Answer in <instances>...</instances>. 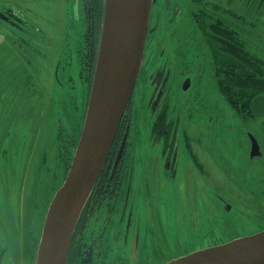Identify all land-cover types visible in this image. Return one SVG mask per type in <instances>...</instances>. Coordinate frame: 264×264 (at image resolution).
Returning a JSON list of instances; mask_svg holds the SVG:
<instances>
[{"label": "rangeland", "instance_id": "374dc122", "mask_svg": "<svg viewBox=\"0 0 264 264\" xmlns=\"http://www.w3.org/2000/svg\"><path fill=\"white\" fill-rule=\"evenodd\" d=\"M180 1L197 4L198 14L208 12L212 22L222 20L238 30L249 41L248 48L264 58L260 0ZM175 2L165 11L166 0H158L151 26L158 39L153 44L164 46L158 51L166 50L176 71L170 92L172 114L181 117L180 129L185 130L178 138V173L173 177L164 173L161 142L152 143L150 133L143 130L151 118L145 98L138 103L142 91L138 86L131 148L135 152L128 161L124 185L132 188V201L139 205L131 221L130 209L124 211V202H119L128 230L116 233L114 229L108 236L111 250L106 264H164L264 228V170L251 165L245 154L248 126L219 90L213 53L199 23L197 44L189 36V23H179L187 31L168 24L178 7ZM9 10L11 20L0 19V264H36L49 191L59 180L58 144L68 148V140L76 141L89 102L81 74L84 4L82 0H0V12ZM184 16L182 21L190 17L189 13ZM21 27L29 32L18 34ZM173 29L174 41L167 37V45H162L163 34L170 36ZM17 35H25L30 51L20 50L18 41L13 45ZM158 51L150 47L149 68ZM178 71L191 77L187 95L178 86L182 79ZM151 90L150 85L146 100ZM254 110L264 118V96L255 100ZM254 122L252 128L259 126ZM255 133L262 135L257 129ZM137 180L139 198L135 196Z\"/></svg>", "mask_w": 264, "mask_h": 264}, {"label": "water", "instance_id": "95a60500", "mask_svg": "<svg viewBox=\"0 0 264 264\" xmlns=\"http://www.w3.org/2000/svg\"><path fill=\"white\" fill-rule=\"evenodd\" d=\"M155 1L104 2L101 39L85 120L67 176L49 204L36 264H68L77 224L106 164L142 68ZM251 138L254 156L260 144L254 136ZM164 264H264V229L198 249Z\"/></svg>", "mask_w": 264, "mask_h": 264}, {"label": "flooded vegetation", "instance_id": "af4514ba", "mask_svg": "<svg viewBox=\"0 0 264 264\" xmlns=\"http://www.w3.org/2000/svg\"><path fill=\"white\" fill-rule=\"evenodd\" d=\"M157 2L158 0H156L153 3L151 17L154 12V5L157 4ZM172 2L173 0H166L167 5L165 11L168 10V5L171 4ZM175 4H178V7L173 13L172 17L168 19V24L171 22V24H173L174 27L177 26L178 28H180L181 26L182 30L187 31V27H183V25L180 24L187 25L189 23L188 24L190 26L188 27V32L190 33L189 36H191V40H193L194 38L197 44V39H196L197 24H198V19L196 16L197 4H186V2L185 4H182L180 0L178 1L176 0ZM11 13L13 14L11 10H9V12H5V11L0 12V19L4 20L3 18H6L8 20H11L8 18V16H10ZM186 13L187 14L189 13L190 17L188 19V16H186L185 20L182 21ZM151 17H150V28H149L147 44H146V52L133 95L125 111V114L122 118L121 124L117 131L106 164L97 182L95 191L91 199L88 200L84 214V220L87 226L92 227L93 229L95 228V230L99 232V236H98L99 242L97 243V245L99 247L105 248L106 250L109 249L111 250L110 246L108 245L109 242H111L108 236L111 234L112 230L116 229V233H122L128 230V228H126L127 226L124 223V219L126 215L123 214L122 217L121 213H123V211L120 212V208L118 207L120 206L119 202H124L123 204L124 211L130 209L131 221L132 220L134 221L133 217L135 214V207L139 205L138 203H136L135 205V203L132 201V188L124 185L125 171L127 169L128 161L130 160L131 156L134 155L135 152V151H131V148L134 143V136L132 130L134 129L133 122L136 116V104H137L136 94L138 91V86L142 90L140 93L141 95L140 99H138V103L140 104V100H143L145 98L144 103L147 102L145 111L146 114H148V119L149 117L151 118L148 127H145L143 130L145 131V133L147 132L150 133L149 139H152L151 141L152 143L153 140H156L157 142H161L160 158L162 159L164 173L170 174V177H173L178 173V168H179L180 151L178 147V138H179V132L182 131L185 134V130L180 129L181 117L173 118V114H172L175 107L174 106L172 107L174 99L170 97V92L173 86L172 83L175 79L176 71L174 70V64H173L174 61L172 62L171 60H169L171 59L170 58L171 56L166 54V50L158 51L159 48L160 49L164 48V46L159 47L158 45L153 44V40H158V39H156V37L154 36V28L151 26ZM11 24L13 25L14 28H16L17 25H15V23H11ZM16 31L18 34H20V31L23 34L29 32V30H27L25 27H21L20 30L18 29ZM159 31L160 29L156 30V32ZM163 36L164 38L161 39L160 41L162 42V45L164 44L167 45L164 40H166V38L168 37L171 41H174V39L176 38V31H174L173 29V32L170 34V36H168L167 34L166 35L163 34ZM20 37H22L23 40H20ZM20 37H18V35L13 37V41H14L13 45L16 46V42L17 41L20 42L23 48V49L21 48L20 50L26 52L27 50H29V46H31V43L29 42V40L25 38V35H21ZM178 41L179 39H176L175 43H178ZM85 46H86V37L84 36L83 48H85ZM151 46H153L154 50L158 51V54H156L157 58L155 61H152L151 59L150 64H152L151 65L152 68H149L148 55H150L149 49ZM17 47L20 48L19 46ZM156 47L158 49H156ZM0 48H2V45H0ZM172 51H176L177 53L178 49H174L173 47ZM85 53H87V50L85 51ZM176 57L177 59H181V56H179L178 53ZM91 59H92L91 57L90 59L88 58L87 61L82 64L83 69H85L83 71L84 72L83 76L85 81L87 82L86 86L88 87L89 90V97L92 87L91 86L92 83L91 84L89 83ZM2 60L3 57L1 56L0 63ZM26 62L29 63L28 60ZM178 73L182 74V79L179 80L178 86L180 87V90L182 89V92L186 94V92L189 90L191 85V77L187 75L186 71H178ZM142 80H144L145 82L141 83ZM150 85L152 90L150 91L148 100H146L147 97H145V91L149 90ZM186 85H188L187 89H185ZM184 103H186V100H184ZM239 117L240 120L243 122V124L245 126H248L244 129V133L247 134L249 141L245 153L248 158V161L251 165L257 164L258 166H262L264 170V118L259 117L257 114H246L244 116L239 115ZM253 121H255L254 123L258 122L256 124H258L259 126H256V128L254 126V128H252L250 124ZM256 129L258 130V132L260 131L262 132L261 136L258 134H257L258 136L256 135L255 133ZM252 136H254L260 144V149L256 150L254 156H252V150H253V146H252L253 142L251 138ZM148 157L150 158V156ZM145 158H147V156ZM148 162L149 161L147 160V163ZM143 180L146 181L145 178ZM152 180H157V179H152ZM158 180L160 182L162 181L160 179ZM135 185H136L135 196L139 198L138 195V187L140 185L139 180L135 182ZM118 215L120 216L117 218ZM86 224L83 225L85 226ZM110 250L108 252V256ZM106 259L107 258H105V261Z\"/></svg>", "mask_w": 264, "mask_h": 264}, {"label": "trees", "instance_id": "16d2710c", "mask_svg": "<svg viewBox=\"0 0 264 264\" xmlns=\"http://www.w3.org/2000/svg\"><path fill=\"white\" fill-rule=\"evenodd\" d=\"M82 2L84 4V36L87 47L82 48L81 55L82 64L88 58H92L89 75L91 84L94 79L101 39L105 0H82ZM260 3L259 5H264V0H260ZM196 16L197 19L199 17V28L206 36L213 53L212 63L221 94L238 115L255 114V100L264 96V58L252 52L248 48L249 41L226 22L222 20L212 22V15L208 12L199 14L197 12ZM86 50L87 53H85ZM84 70L82 66V76ZM83 119L78 127V138L81 134ZM78 138L76 141L72 138L68 140V148L64 143L58 144L57 150L61 160L60 174L58 183H55L54 187L52 186L51 192L49 191V203L51 195L62 185L69 171L79 141ZM73 142L74 144H72ZM85 209L71 241L68 264H106L105 258H107L109 250L97 245L99 232L95 228L87 226L84 220ZM38 239H40V235Z\"/></svg>", "mask_w": 264, "mask_h": 264}]
</instances>
